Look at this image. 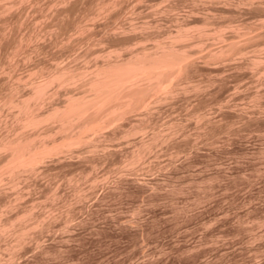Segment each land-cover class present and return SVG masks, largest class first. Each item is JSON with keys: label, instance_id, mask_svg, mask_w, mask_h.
Here are the masks:
<instances>
[{"label": "rangeland", "instance_id": "374dc122", "mask_svg": "<svg viewBox=\"0 0 264 264\" xmlns=\"http://www.w3.org/2000/svg\"><path fill=\"white\" fill-rule=\"evenodd\" d=\"M28 1L0 19L1 99L16 84L26 96L33 70L92 63L87 45L101 51L115 30L135 28L130 41L148 47L180 23L199 32L193 26L183 41L195 57L189 76L164 83L168 92L104 126L83 150L45 156L13 183L0 150V264H264V0ZM233 39L237 50L208 57ZM50 88L44 115L65 95ZM15 114L0 108V140L21 130ZM140 117L145 130L125 134ZM39 125L28 132L63 141L55 124Z\"/></svg>", "mask_w": 264, "mask_h": 264}, {"label": "bare ground", "instance_id": "6f19581e", "mask_svg": "<svg viewBox=\"0 0 264 264\" xmlns=\"http://www.w3.org/2000/svg\"><path fill=\"white\" fill-rule=\"evenodd\" d=\"M3 1L4 0H0V19H1V16L5 15V13H6V15L8 14L11 16L10 12L12 11V9H10L11 11H9V8L11 5L14 6V4L17 2H21V4H22V0H10L8 3H6L7 2L6 0H5V3ZM67 1H65V2H67ZM1 2H3V3H1ZM23 2H25V1H23ZM66 5L68 6V4H66ZM60 7H61V5H60ZM19 8H21V7H19ZM65 8H67V7H65ZM168 8H170V7H168ZM14 9H15V7L13 8V10ZM62 9H64V8H62ZM171 9H172V7L168 10H171ZM174 9H172V10H174ZM17 10H19V9H17ZM8 11L10 14L8 13ZM19 15H22V14H19ZM4 17H6V16H4ZM12 17H14V14ZM19 18L16 19V21L19 20ZM184 19H185V17H184ZM43 21H44V19H43ZM23 22H21L20 24H22ZM178 23H180V22L178 21ZM147 26H149V25H147ZM147 26H146V28H147ZM193 26H191L189 28L188 23H180L176 26L175 31L172 30V31L168 32L165 35V37H166L165 39L164 38H162L161 40H158L159 38L156 39V41L153 42L154 44L150 47H148L146 44L144 45V43H143V45H137V44H142V43H137V41H135V43H132L130 41L132 33L130 34L129 31H132L135 28L132 27V29H129V30L128 29L123 30L121 28L122 29L121 31L117 32V30H115L116 32L113 31L114 33L112 32L113 34L112 35L109 34L110 36L108 35V37H105V39H101L102 38V36H101V38H100L101 40L98 42L101 45L104 44L103 45L104 49H102L101 51L100 50L96 51V50L100 49L101 46H99L100 48L98 47V49H96L97 47L94 48L96 50L93 51V50H89L91 47L88 46L89 44L87 45L88 50L86 49V53L88 51L89 52L93 51L92 53L90 52L91 54L88 53L91 56L94 55L93 56L94 58L91 57L92 63H88L89 61L86 60V62L87 61L88 62L86 63L85 61H83V63H84V64H82L83 66L82 65L77 66V65H74V64H77V62H75L74 64H70L69 61L68 62L66 61L67 64L65 62H64L65 64L64 63L58 64V62H57V63H55L56 66L54 68H51V66H50V70L46 71L44 68H41L39 71L33 70V72H31L32 74H30L28 76V79L30 77L31 78L29 80L25 79V81L28 80L26 83L23 81L24 84H26L28 86V89L26 88L27 86L24 87L25 89H27V93H26L27 95L26 96L21 95V94L19 95L17 93L18 89L20 87V86H18L19 84H16L12 87L10 86L11 87L10 90L8 88L9 92L7 94H5V96L2 99L0 98L1 100H3L2 103H0L1 104L0 108L2 106L8 107L12 111H14V113H16L15 114L17 117L16 121L20 124V127L18 126V128H20L21 130H19L18 133L16 132L14 134V136H10V137L6 136L5 138L2 137L3 139L0 140V150H3L6 152L5 155L7 156L8 160L6 161L7 164L5 163L6 166L4 165L5 169L4 170L2 169V170L4 171V173L7 172L9 174L8 176H10V178H11V179L9 178L10 181H12L11 183L14 182V179L16 178L17 174L20 173V171H22V170H28V171L35 170L36 164L39 162V160L41 161V159L43 157L45 158V156L54 155L56 153L58 154L59 152L64 153V151H68L69 149L71 151L72 146L74 147V145H76L78 143H81L82 150H83V144L84 143L86 144V142H89L88 138H90V141H91L92 136L93 137L94 136L100 137L98 135L103 133L101 131L104 128V126L109 125L111 123L114 124V122L118 121V119L121 120L122 117H124L127 113H131V111L133 112L136 110V112H137L139 109L145 108L148 104V98L153 97V95H156L158 93V95H156V96H159L158 98H160V95H161L160 93L168 92L167 90L163 89L165 87L166 82L170 81L168 83H172V85H173L172 80L178 79V81H179L181 78H185L189 74L190 70H192L191 68L193 67V63L195 62V61L194 62L192 61V59L194 60L195 57L191 58V56L193 54L190 55L191 53L189 52V50H187L188 48L187 49L185 48V46L187 47L186 44L188 43V42H186V39L189 37V35H192V34H190V32H191V30H193L196 27L195 25H193ZM79 27H81V26H79ZM144 27H142V28H144ZM192 27H193V29H191ZM83 28H84V26H83ZM142 28H140V29H142ZM78 29H80V28H78ZM195 29L197 30V32H199L198 31L199 27H196ZM118 30H120V29H118ZM200 31H201V28H200ZM4 32H5V30H4ZM109 33H111V32H109ZM24 34H25V32H24ZM142 36H143V34H142ZM144 37H146V36H144ZM248 38L250 39V36ZM17 39L18 38H16V40H15V38H14L15 41H13L12 38L10 39V43H11V40L13 41V43H11V44H13L11 47L12 54L19 52V50L22 49L21 48L23 45L22 43L26 40V38L22 39V37H20V40L19 39L17 40ZM28 39L29 38H27V41H28ZM6 40H8V39H6ZM183 41H185L186 44ZM223 41H224V43H223L224 45L222 44L223 46H220V48L217 49L218 51L215 49L214 52H211V53L207 52L208 57H210L211 59L221 58L222 56L226 55L228 51L230 53L232 49L237 50V48H236V47H238L237 45L241 44V43L240 44L238 43L240 40H238V41H234V39L232 41L227 40L226 41L227 43L225 42V40H223ZM228 41H230V42H228ZM143 42H146V41H143ZM1 44H3V43H1ZM8 44H9V41H8ZM94 44H95V42H94ZM2 46H1V48H3ZM4 46H5V44H4ZM9 47H10V45H9ZM24 48H23V50H24ZM91 49H93V48H91ZM79 52H81V51H79ZM86 56H87V54H86ZM86 56H84L83 58H85ZM74 59H76V58H74ZM18 60H20V59H18ZM81 60H83V59L81 58ZM5 61H6V59H5ZM79 62H80V60H79ZM4 67H5V65H4ZM36 71H37V73H36ZM21 81H20V83H21ZM178 81H176V82H178ZM163 84H164V86H163ZM50 87L51 88L55 87L54 89H57V90L60 89L61 91H62V89H64L65 95H63L64 96L63 100L61 99L62 100L61 105H59V104L55 105L54 104L55 106L52 107L53 105L51 103L52 108H50L49 109L50 111L49 112L47 111L48 113L44 115V113L38 112V108L41 109L40 105H41L42 101L43 100L45 101V98H47L53 92L52 91L51 93L48 94V89ZM25 89H23V90L25 91ZM74 89H78V91H76V93H74L73 92ZM171 89L173 90V88H171ZM172 90H169V91H172ZM54 91H56V90H54ZM59 92H57V93H59ZM47 94H48V96H47ZM155 97L152 99H155ZM158 98L156 97V99H158ZM152 99H149V102L152 101ZM50 100H52V99H50ZM164 102H166V101H164ZM43 105L44 104H42V106ZM45 110H43V111H45ZM147 115H149V114H147ZM136 119H137V117H136ZM139 119H141V120H139ZM139 119L136 121L137 122L138 121L144 122V121H142L141 117ZM131 120H133V119H131ZM144 120H146V119L144 118ZM123 121H124V118H123ZM127 121H129V120L127 119ZM45 122L48 125L50 123L55 124L54 126L57 127V129H56L57 132L59 130V136L61 133V138H63L62 142L58 141L57 143H55V137L56 136L53 137V133H52V136L50 135V133L49 134L46 133L47 135L46 134H45L46 136L43 135L44 136L43 138H41L42 135L41 136L38 135L40 137V138H38L37 135L35 137V136H33L34 134L28 132L29 128L35 127L37 129L38 128L37 126L40 123H45ZM48 122H50V123H48ZM121 122H122V120H121ZM140 122H138L137 125L134 124V126H130L131 128L128 127L130 129H128V128L125 129V131L128 130L127 132H125L123 130H122V132H125V134L127 133V135L129 134L130 136L132 134H136L135 132L141 131V129H143L145 127L144 123H140ZM124 123H126V122H124ZM116 124H118V123H116ZM140 124L141 125L143 124V125L141 126ZM117 126L118 125H116L115 127H117ZM106 127H107V130H109L108 126H106ZM112 127H114V126H112ZM43 129H41V130H43ZM48 130H51V128ZM143 130H145V129H143ZM148 130L146 132H148ZM34 132H36V131H34ZM114 132L116 133L117 131H114ZM40 133H42V132H40ZM156 133L158 134V132H156ZM163 133H164V131H163ZM153 134H151L150 137H148V139H147V141L149 140V143L144 142V140L146 141V139H144L143 141L140 140V142H139L140 146L136 147V149H137L136 151H138V150L139 151L138 152L133 151L135 154L137 153L136 155L133 156L135 159H137V156L140 157L141 155L139 153L144 151L145 149L149 148L150 146H148V145L152 144L156 140L155 139L156 137H154V136H157V134L156 135H155V133H153ZM121 135L123 136V134H121ZM161 136H163V134ZM152 139L153 140L155 139V140L152 141ZM150 141H151V143H150ZM90 144H93V143H90ZM94 144L96 145V143H94ZM102 144H103V142H102ZM136 144H138V143H136ZM86 146H87V144H86ZM86 146L84 148H86ZM96 146H98V145H96ZM78 147L81 148V146H78ZM93 150H95V149L93 148ZM133 157H131V158H133ZM1 159L2 158H0V160ZM2 170H1V172H2ZM33 173H34V171H33ZM2 174H3V172H2ZM2 174H0V175H2ZM28 174H29V172H28ZM0 179H1V177H0ZM20 181H22V180H20ZM1 196H3V195L1 194ZM1 226H4V225H1ZM1 231L2 230H0V232ZM18 234H17V236H18ZM20 234L18 236V238H19L18 242H21V240H22V238H21L22 234L21 235Z\"/></svg>", "mask_w": 264, "mask_h": 264}]
</instances>
